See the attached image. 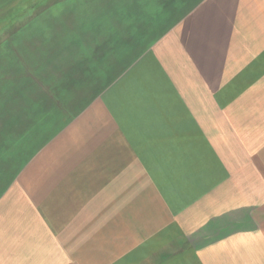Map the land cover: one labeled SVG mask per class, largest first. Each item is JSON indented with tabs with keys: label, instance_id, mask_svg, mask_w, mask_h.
Returning a JSON list of instances; mask_svg holds the SVG:
<instances>
[{
	"label": "crops",
	"instance_id": "1",
	"mask_svg": "<svg viewBox=\"0 0 264 264\" xmlns=\"http://www.w3.org/2000/svg\"><path fill=\"white\" fill-rule=\"evenodd\" d=\"M0 20V264H264V0Z\"/></svg>",
	"mask_w": 264,
	"mask_h": 264
},
{
	"label": "rangeland",
	"instance_id": "2",
	"mask_svg": "<svg viewBox=\"0 0 264 264\" xmlns=\"http://www.w3.org/2000/svg\"><path fill=\"white\" fill-rule=\"evenodd\" d=\"M25 5H26V4H25ZM10 7L15 8V10H16V9H21V8H20V5H18V3H15V4L11 5ZM0 21H1V20H0ZM4 23H5V21L0 22V26H3Z\"/></svg>",
	"mask_w": 264,
	"mask_h": 264
}]
</instances>
